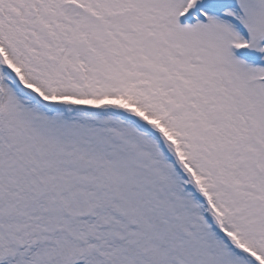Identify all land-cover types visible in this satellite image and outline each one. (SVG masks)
Instances as JSON below:
<instances>
[{"label":"snow or ice","instance_id":"snow-or-ice-1","mask_svg":"<svg viewBox=\"0 0 264 264\" xmlns=\"http://www.w3.org/2000/svg\"><path fill=\"white\" fill-rule=\"evenodd\" d=\"M0 264H264V0H0Z\"/></svg>","mask_w":264,"mask_h":264}]
</instances>
